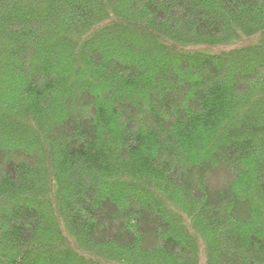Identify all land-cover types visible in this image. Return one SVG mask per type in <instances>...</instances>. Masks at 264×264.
Here are the masks:
<instances>
[{"label": "trees", "instance_id": "trees-1", "mask_svg": "<svg viewBox=\"0 0 264 264\" xmlns=\"http://www.w3.org/2000/svg\"><path fill=\"white\" fill-rule=\"evenodd\" d=\"M0 264H264V0H0Z\"/></svg>", "mask_w": 264, "mask_h": 264}]
</instances>
